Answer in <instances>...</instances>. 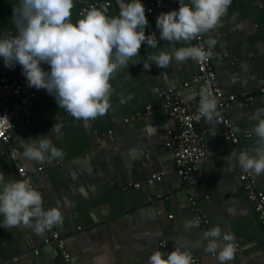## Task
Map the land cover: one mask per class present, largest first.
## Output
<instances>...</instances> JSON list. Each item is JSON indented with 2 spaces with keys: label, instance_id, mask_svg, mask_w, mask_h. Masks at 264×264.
<instances>
[{
  "label": "crops",
  "instance_id": "crops-1",
  "mask_svg": "<svg viewBox=\"0 0 264 264\" xmlns=\"http://www.w3.org/2000/svg\"><path fill=\"white\" fill-rule=\"evenodd\" d=\"M106 1L111 2L108 15H118L120 0H74L72 21L82 18L83 6ZM17 2L0 0V36L15 34L12 16ZM172 10L178 8L162 7L147 15L145 34H156L158 48L142 44L139 56L114 73L110 107L103 116L77 119L47 94L38 101L31 121L21 122L14 132L19 161L32 175L46 207H60L62 224L55 228L65 237L74 264H149L155 251L168 253L176 245L191 251L196 264H218L217 254L205 250L202 238L204 231L217 225L235 235L237 251L230 264H264V225L239 177L234 148L215 119L208 123L203 118L197 125L207 152L191 177L185 181L177 174L173 148L167 142L178 124L162 109L163 93L173 88L191 107L198 92L193 82L197 64L191 59L173 60L167 68L155 63L144 68V62L151 63L149 55L158 54L160 48L189 46L159 39L157 17ZM203 37L204 42L209 37L216 40L211 61L219 85L238 95L226 108V116L239 136V146L247 151L256 139L251 131L256 122L250 117L264 108V93L259 91L264 86V0H232L217 27ZM18 68L19 64L6 67L0 57V75L14 74ZM245 91L252 99L247 100ZM56 124L59 131L52 133ZM46 135L63 156L44 162L25 158V141ZM155 172H162L163 178L149 182ZM0 174L5 182L19 179L3 146ZM251 178L254 188L264 192V174ZM194 217L199 225L188 226ZM48 232L38 235L23 225L0 226V264H61L56 248L45 243Z\"/></svg>",
  "mask_w": 264,
  "mask_h": 264
},
{
  "label": "clouds",
  "instance_id": "clouds-1",
  "mask_svg": "<svg viewBox=\"0 0 264 264\" xmlns=\"http://www.w3.org/2000/svg\"><path fill=\"white\" fill-rule=\"evenodd\" d=\"M178 10L162 12L156 21L159 39L168 45L184 42L187 47L160 48L156 55H149L150 69L155 63L167 68L174 61L189 59L199 62L212 56L216 40L209 37L207 47L192 46L191 42L213 31L232 0H179ZM74 0H18L13 7L12 21L15 34L0 36V57L6 67L21 66L29 87L46 89L53 95L60 109L71 116L88 121L103 116L110 107L111 80L114 73L128 67L132 58L139 56L142 44L158 48L155 33L145 34L149 21L142 0H120L119 14L108 15V6L93 5L73 22L71 10ZM150 11V10H149ZM139 61L133 62L139 63ZM42 64L50 66L45 70ZM195 94V92H193ZM198 114L211 123L218 115L217 101L210 93H199ZM255 144L238 156V164L256 176L264 174V108L257 109L250 117ZM218 123V121H217ZM59 131L54 125L51 132ZM23 156L28 160L44 162L46 158H61L63 152L52 139L41 136L23 144ZM231 159V155L227 157ZM0 215L6 228L26 226L42 235L46 230L62 224L59 206L43 207V198L28 179L5 182L0 174ZM188 226H198L194 217ZM205 250L216 253L218 264H230L237 251L235 235L217 225L202 233ZM149 264H196L191 251L175 246L171 252L155 251Z\"/></svg>",
  "mask_w": 264,
  "mask_h": 264
},
{
  "label": "built area",
  "instance_id": "built-area-1",
  "mask_svg": "<svg viewBox=\"0 0 264 264\" xmlns=\"http://www.w3.org/2000/svg\"><path fill=\"white\" fill-rule=\"evenodd\" d=\"M187 2L188 0H185V3ZM110 4V1H106L102 5H107L109 7ZM93 5L99 7L100 4L99 2H94L83 6L81 13H85L86 10L90 9ZM144 5L147 16L156 9L162 7L175 6L179 8L180 3L179 0H148ZM192 43L193 46L207 47L203 35L197 40H193ZM196 64L198 72L193 78V82L197 83L198 92L196 98L192 100L191 107L184 104L180 98L177 97L173 88H168L166 92L163 93L162 109L170 117L175 119L178 124L177 132L173 133L171 140L167 142V145L173 148L177 174L182 180L187 181L195 170L197 161L206 155L207 147L203 135L197 128L198 123L203 119V117H200L198 114V105L200 101L199 93L206 91L217 101V112L219 115L215 118L216 126L223 131L228 146L234 148L233 152L237 155V170L239 177L245 182L248 197L254 202V208L264 225V192L254 188L253 179L251 178L252 174L245 172L239 166L238 156L242 151H245V149L239 146V136L234 131L232 121L226 116V108L237 100L238 95L223 91L212 66L211 57L207 60L196 62ZM42 67L45 70H50V66L47 64H42ZM188 84L189 82H185L184 85ZM259 91L264 93V86H261ZM249 93L250 91L243 92L247 100L252 99V95ZM47 94L49 93L46 89L37 90L34 87H29L26 77L22 74L21 68H18L14 74L0 75V146L5 148L7 155L13 163L19 176L18 180L28 179L33 186L32 175L19 161V156L14 145V132L21 122L31 121L38 101ZM109 133L111 134L112 131H109ZM249 136L251 135L249 134L247 137ZM38 169L42 170L43 166H39ZM162 178V172H155L148 181L153 182L155 180H161ZM134 185L139 186L140 184L135 183ZM43 207L45 210L48 209L44 202ZM45 243L51 244L56 248L61 264H74L65 237L55 227L49 230ZM35 251L37 252V250Z\"/></svg>",
  "mask_w": 264,
  "mask_h": 264
},
{
  "label": "trees",
  "instance_id": "trees-1",
  "mask_svg": "<svg viewBox=\"0 0 264 264\" xmlns=\"http://www.w3.org/2000/svg\"><path fill=\"white\" fill-rule=\"evenodd\" d=\"M33 180V179H32Z\"/></svg>",
  "mask_w": 264,
  "mask_h": 264
}]
</instances>
